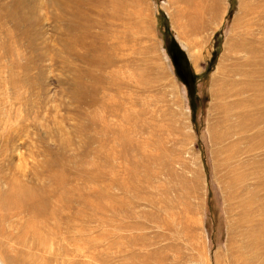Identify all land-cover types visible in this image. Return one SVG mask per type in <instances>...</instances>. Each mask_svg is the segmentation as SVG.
<instances>
[{"label": "rangeland", "instance_id": "1", "mask_svg": "<svg viewBox=\"0 0 264 264\" xmlns=\"http://www.w3.org/2000/svg\"><path fill=\"white\" fill-rule=\"evenodd\" d=\"M11 1L0 0V158L4 159L3 163H9L7 168L4 165L1 172L25 181L29 174L33 176L36 172H41L42 161L45 158L52 159L54 155L50 151L57 150L60 152L61 156L58 157L61 158L62 164L66 165L63 169L59 167L63 172L66 171V177L68 176L67 186L70 188L66 185L65 187L73 194L67 192L72 194V198H78V202L74 200L72 206H63L64 216L67 218L59 232L45 235L44 244L47 250L42 249L44 252L27 245H18L11 239V245L8 244L7 235L22 232L24 229L18 230L17 226L25 223V218H21L22 221L13 217L0 220L4 234L0 233V245H5L11 255L16 253V250L23 253L21 257L26 264H66L69 261L71 264H157L153 245L145 250L140 245L141 241L133 245L126 242L128 236H137L140 233L148 234V238L154 242L153 230L126 229L123 226L130 222L132 224L133 219L115 217L111 212L112 195L122 203H129L127 206L134 211L141 209L130 203V198L136 193V186H133V189L129 183L130 186L127 185L125 192L118 190L114 185L109 186L114 160L116 165L122 164L115 172L117 177L123 178L129 170L133 177L138 174L140 177H146L150 181L152 196L155 195V185L158 182L180 188L179 179L186 177L192 183L191 191L195 192L188 197L198 211L194 213L196 216L192 214L194 217L191 215V218L192 221L195 218L196 222L199 221L195 225L196 231L200 233L195 234V237H201H193L192 241L196 240L195 247L198 245L199 248L192 247L196 252L197 249L198 252H205V258H199L202 256L201 252L196 256L197 253L185 241L187 239L181 237V241L178 240L181 244L178 245L182 247L186 242L187 245L185 243L184 246L188 248L185 249L189 254L191 251L193 253L187 256L184 247L179 252L180 247L177 245L176 252L172 253H175L172 255L175 260L172 261V257H168L160 264H201L204 259L206 262L204 260L205 263L202 264H229L227 226L236 223L239 208L226 185V168L220 165L225 156L222 148L232 142L237 143L235 157L246 172L245 186L257 189L259 197L264 201V190L260 189L258 183V176L264 180V145L251 151L254 139L235 141V136L226 140L220 139L221 141L211 139V129L221 131L217 123L221 112L218 113L211 107L217 99L212 94V76L220 62L225 67L232 63L231 43L237 32L233 25L246 18L240 11L241 5L253 0H221L217 17L212 19L209 14H205L201 19L196 18L198 22L195 24L203 22V27H196L194 24L188 26L184 37L180 33L179 25L187 26L189 17L180 14L177 24L173 20L174 11L200 13L208 0H200L197 6L190 7L180 0H139L142 28L138 32V41L129 42L131 48L127 52L130 53L135 47L143 49L141 54L130 53L129 59L138 62L142 59L149 65V73L145 72L147 76L145 73L143 76L152 82L153 87L148 92L141 90V85L127 76L124 79L129 85L122 87L121 93L129 95V98L126 100L119 96L116 99L123 109L127 108L128 113H138V124L143 122L147 126L144 131L138 132L133 122L135 118H130L124 127L127 129L126 139L137 145L129 149L127 165L123 164L120 158H115L113 153L114 149L119 148L116 145L115 129L122 123L120 117L107 116L100 105L102 98L97 103H84L73 99V75L70 68L68 70L65 66V61H74L76 66L83 64L67 56L62 50V21L59 19L58 6L53 4L52 0H24L22 7L25 8L21 12H26L30 18L28 23L21 20L27 29L29 28L25 30L22 24L12 20V15L8 14L12 13L10 9L2 8ZM171 37L184 52L188 64L186 67L183 61H179L178 56L179 71L170 54V51L173 52ZM224 52L227 56L221 61ZM238 56L246 57V54L238 53ZM129 71L131 69H128L125 75ZM106 92L107 95L111 94L110 91L101 90L99 95ZM155 98H159L155 104L158 112L153 104ZM144 100L149 101L151 114H141ZM113 109L116 110L117 106L114 105ZM174 117L178 119L179 126L175 125V129L170 130L168 125H171L173 120V124H176ZM106 125L112 132L108 130L103 133L102 128ZM109 144L111 149L108 148ZM134 160L138 162L135 164ZM136 165H139V168ZM145 167L152 172L145 171ZM190 182L188 181L189 184ZM71 187L75 189L72 190ZM169 196L178 200L173 193ZM142 210L152 212L148 207H142ZM79 211L80 214L77 213ZM71 212H75L74 218L73 213L70 215ZM143 217H138L140 223L145 222ZM68 225L74 227L72 231ZM70 235L76 240L77 254L74 258L70 256L73 249V244L68 241ZM118 235L121 236L120 240ZM114 236L118 237L121 244L118 247L111 245ZM197 239L201 241L198 242ZM58 244L62 250H68L69 254L54 261L53 256L59 250ZM131 254L137 258L132 259ZM216 254L219 256L218 260H215ZM143 256H148L149 262L144 263V258H139ZM0 264L3 263L0 261Z\"/></svg>", "mask_w": 264, "mask_h": 264}, {"label": "bare ground", "instance_id": "2", "mask_svg": "<svg viewBox=\"0 0 264 264\" xmlns=\"http://www.w3.org/2000/svg\"><path fill=\"white\" fill-rule=\"evenodd\" d=\"M180 1L184 2L187 7L197 6V4L201 2L200 0ZM51 2L58 6L60 10L59 19L61 18L62 21L61 44L63 52L67 56L83 64V66H76L73 64L74 61H72V63L67 60L65 61V66L68 70L70 68L73 75L71 83V85H73V99L81 100L84 103H97L99 99L102 98V104L100 105L105 110L107 116L120 117L122 123L120 122L121 124L117 125L115 129V133L117 134L116 145L119 148L114 149L115 151L113 150V153L115 158H120L123 161L122 163H126L127 165L129 162V149L137 145L126 139L127 129L124 127L128 124L129 120L133 118H135L133 122L138 132L144 131L147 126L143 124V122L139 123V125L137 122L138 113H128L127 108L123 109L116 99L119 96H123L126 100L129 98V95L121 93L122 87L129 85L124 79L127 78V76L128 79H134L135 81H133L136 84L141 85V90L148 92L153 87L152 82L143 76V73H149V65L142 59H140V62L129 59L130 53L141 54L144 52L143 49L135 47L130 50V53L127 52L128 49L131 48L129 42L138 41V32L142 28V14L139 0H52ZM23 3L24 0H12L9 4L3 5L2 8L3 10L10 9L9 11H12V13L8 14L12 15V20L15 21V23L22 24L25 30H28L29 28L27 29L21 21L23 19L24 22L28 23L30 19L26 12H21L25 8V6L22 7ZM26 3L28 4V2ZM220 9L221 0H208L206 5L202 8V12L199 11L200 13H198L197 11L194 14H190L187 10L181 12L176 10L173 13V20L178 24L180 14L189 17L187 26L183 24L179 25L180 33L184 37L186 31H188V26L195 25L196 27H203V22H199L200 24L197 25L195 24L198 22L196 18L199 17L201 19L203 15L206 16L205 14H209L212 19L216 18ZM195 10L192 11L194 12ZM240 11L246 18L239 22L237 21V23L233 25L234 28H237L236 36L231 43V57L233 55V61L228 67L223 66L220 62L212 76V85L214 86L212 94L217 99L216 102L211 104V107L216 109L218 113L221 112V116L217 120L221 131L211 129L210 133L212 140H226L230 139L232 136H235V141H252L254 139L255 142L250 149L252 151L264 145V0H253L247 4H242ZM15 13L17 16L14 17V15H16ZM22 31L24 32V30ZM25 32L28 33L27 31ZM238 53H245L246 57H239ZM226 56L227 53L224 52L221 56V61ZM78 64L79 63H77V65ZM62 65L64 64L62 63ZM128 69H131V71L125 75ZM101 90L110 91L111 94L107 95L106 92L104 95H102V93L100 96L99 93ZM158 101L159 98H155L153 104H157ZM143 103L141 114H151V110L148 108L149 101L144 100ZM114 105L117 106L116 110H121L122 112L118 113L114 110ZM158 110V107L155 105V111L158 112ZM173 123L168 125L170 130L175 129V125H178V119L175 121L176 124ZM106 128L107 125L104 129L102 128L103 133L112 130ZM130 129L132 128L130 127ZM108 148L111 149L110 144ZM236 148L237 143L235 142L224 146L222 151H224L225 156L220 161V165L226 168L225 177L228 179L226 185L230 190V196L236 200V204L239 208L238 220L234 225L230 224L229 227L227 226L229 230L227 237V240H229V247H227L229 249L227 251L229 264H264V201L259 197L257 189L247 188L245 186L246 172L243 170L242 164L235 157ZM50 153H53L52 155H54V157L52 159L45 158V160L42 161L43 165L41 169H43L40 170L41 172H36V174L32 173L33 176L31 174L26 176L24 179L26 183L25 181L18 180L16 177L8 175V173H2L1 171H3L4 165L7 168L9 163H3L4 159L0 158V220L12 217L16 218V220L25 218V220H23L25 223L21 222L23 224L17 226L18 230H24L22 232L18 231L19 233L17 234H8L7 241L11 239L12 242L18 245H27L32 248H37V251L41 250L43 252L45 250L42 249L47 248L46 244H44L46 236L59 232L63 221L67 218L64 216L65 211L63 206L65 204L72 206L74 200L78 202V198L74 199L71 197L73 194L71 190H67L69 185L67 186L68 179L66 178L68 176L66 177V171L63 172L62 170L63 166L66 165H63L61 158L58 157L60 152L56 150L53 152L50 151ZM132 159H134V157ZM68 161L71 162L70 159ZM114 162L113 160L110 170L114 177L111 176L108 182L109 186L114 185L118 190H123L122 192L126 191L125 189L129 183L132 186L131 188L136 186V193H133V196L130 198V203L134 207H140L141 209L139 211H134L127 206L129 203L126 204L124 203L125 201L122 203L121 200L112 195L111 198L113 203L110 209L113 216L133 219L132 224L130 222V224L126 223L125 226H123L126 229L140 231L152 229L155 236V241L152 242L150 238H148V234L140 233V235L137 236H128L126 242L133 245L135 242L141 241L140 245L145 250L153 245L155 247L153 254L157 264L163 263L168 257H172V255L174 256L175 253H172L173 251L176 252L177 245L179 243L181 244V237H184V240L187 239L185 241L189 243V246L191 245L190 247L193 250L196 247L199 248L198 245L195 247L196 240L193 242V237L199 232L196 231V225L199 221L196 222L195 219L197 218H195L193 220L195 223H193L191 218V215L194 213L196 214L198 210L191 204V201H189L188 196L195 192L191 191L193 189L190 180L186 177L180 178V188L173 184L158 182L155 185V195L152 196L149 185L150 181H148L146 177H140L139 174L137 177H133L134 175H131L129 170V175L125 174L123 178H119L115 172L118 167H122V164L116 165V162ZM134 162L136 164L138 161L134 160ZM130 165L132 166V164ZM136 166L138 167L139 165ZM144 170L152 172L148 167H145ZM78 179H80V177ZM146 182H148L147 185ZM258 183L260 189L264 190V180H262L261 176H258ZM130 185H128V187ZM72 188L73 187H71V189ZM67 191H70L72 194L70 195ZM171 193H173L178 200L172 199L169 196ZM142 207H148L152 209V212L144 211ZM64 208H66V206H64ZM74 211L76 212L77 210ZM75 212L70 213V215L73 213V218L76 216L74 215ZM77 213L80 214V211ZM194 215L192 216L194 217ZM139 216H144L145 222L140 223L138 221ZM0 223L3 226L2 222ZM68 227L71 231L74 228L69 225ZM1 228L3 227L0 226V233L3 234ZM120 237L121 236H119V240L121 239ZM198 237L201 238L197 235L194 239ZM179 239L180 241H178ZM199 240L201 241V239ZM199 240L197 239L198 242ZM68 241L73 244L70 256L74 258L77 254L75 237L70 235ZM8 244H10V241ZM111 245L115 247L121 245L118 242L117 236H114ZM184 245H182V247H184L186 253L189 254L187 249H185L188 248V246ZM182 247L178 249L179 252ZM203 247L204 245L202 248ZM58 249L59 250H57L53 256L54 261L63 259L65 255L69 254L68 250L65 251L61 249L60 244H58ZM31 250L34 251V249ZM194 251L197 253L196 256L198 253H202V251L198 252V249L197 252L196 250ZM204 251L203 249V252ZM168 252L171 253V255ZM191 253L193 252L191 251ZM191 253L189 255L187 254V256H190ZM22 255L23 253L17 250L16 253L11 255L9 251H7L5 245H0V261L3 264H26L23 257H21ZM130 257L132 259L137 258L134 254H131ZM202 257L205 258V252L202 253V256L199 258L202 259ZM139 258L142 260L144 256ZM218 258L219 256L216 254L215 260H218ZM170 259H172V261L175 260V258L173 260V257ZM147 262H149L148 256L144 258V263ZM66 264H71V262L69 261Z\"/></svg>", "mask_w": 264, "mask_h": 264}, {"label": "trees", "instance_id": "3", "mask_svg": "<svg viewBox=\"0 0 264 264\" xmlns=\"http://www.w3.org/2000/svg\"><path fill=\"white\" fill-rule=\"evenodd\" d=\"M167 27V26H166ZM168 28V27H167ZM171 46L173 48V52L178 56H180V62L183 61L184 62V65H186V67H188V64H187V60H186V57H185V54L184 52L179 48L178 46V43L176 42V40L171 37ZM182 62V63H183Z\"/></svg>", "mask_w": 264, "mask_h": 264}, {"label": "flooded vegetation", "instance_id": "4", "mask_svg": "<svg viewBox=\"0 0 264 264\" xmlns=\"http://www.w3.org/2000/svg\"><path fill=\"white\" fill-rule=\"evenodd\" d=\"M170 54H171V57H172V59L174 61V64L176 66L177 71H179V63L177 61V55L174 52H172V51H170Z\"/></svg>", "mask_w": 264, "mask_h": 264}]
</instances>
